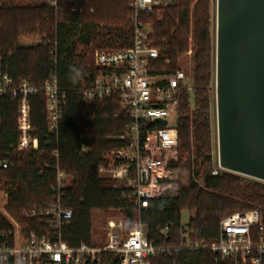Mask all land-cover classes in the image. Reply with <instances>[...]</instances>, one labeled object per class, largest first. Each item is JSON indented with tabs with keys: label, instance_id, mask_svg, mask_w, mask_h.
I'll list each match as a JSON object with an SVG mask.
<instances>
[{
	"label": "trees",
	"instance_id": "1",
	"mask_svg": "<svg viewBox=\"0 0 264 264\" xmlns=\"http://www.w3.org/2000/svg\"><path fill=\"white\" fill-rule=\"evenodd\" d=\"M129 0H58V10L39 0H0V72L14 81L26 79L42 84L55 74L66 93L57 135L47 133L42 94L31 96L30 119L36 129V150L16 151V102L0 98V147L12 157L13 166L0 171V188L7 193V213L27 236L30 231L48 234L51 229L38 218L23 214L45 207L53 200L50 185L55 182V165L64 170L68 182L63 201L72 217L61 230L69 246L94 245L103 234L108 217L124 220L129 231L136 220L146 229L154 245L170 247L147 258L148 264H234L233 258L216 260L210 250H174L180 234L191 240L213 243L218 240L219 222L238 212L257 209L260 225L251 229L254 243L264 239V181L251 179L225 169L212 174L213 132L211 102L215 80V40L211 30V0H172L142 15L151 23L160 59L157 69H177V58L189 47L192 34V90H183L176 129L178 152L184 176L175 190L151 199L146 210L138 212L125 189L98 173L106 154L123 142L116 136L129 119L115 99L87 101L82 92L96 75L93 55L97 50H118L131 46L132 26ZM37 35L35 44H22L20 38ZM51 51L53 53H51ZM165 61H167L165 63ZM84 149V150H83ZM58 152V159L52 155ZM202 179L200 185L195 181ZM192 215L181 224V211ZM11 224L0 215V246L13 243ZM6 233L5 235H2ZM173 248V249H172ZM98 264H119V254L104 252ZM241 264H249V258Z\"/></svg>",
	"mask_w": 264,
	"mask_h": 264
},
{
	"label": "built area",
	"instance_id": "2",
	"mask_svg": "<svg viewBox=\"0 0 264 264\" xmlns=\"http://www.w3.org/2000/svg\"><path fill=\"white\" fill-rule=\"evenodd\" d=\"M39 1L55 9V12L58 10V0ZM171 1L129 0L131 46L95 51L93 65L97 75L92 85L82 92L83 99L87 101L115 99L130 121L116 136L123 144L106 154L105 163L99 166L98 173L114 181L115 188L125 189L138 212L146 210L151 199L175 190L184 176L179 160L176 121L180 94L183 90H192V77L181 67L175 70L157 69L155 63L160 59V53L152 37L153 29L150 22L141 18L151 13L158 4ZM37 94L44 97L47 124L44 142L47 144L48 135L58 133L66 103V93L59 88L55 74H50L42 84L36 85L26 79L16 82L7 73L0 72V98L16 102V151L36 150L39 146L28 102L31 96ZM160 120L166 123L162 124ZM52 155L58 159L57 151L54 150ZM11 158L0 147V171L13 166ZM217 165L212 174L222 169ZM55 171V182L49 187L53 200L43 208L25 212V215L37 217L41 225L51 229L50 235L33 230L23 236L17 229L19 237L16 239V228L11 225L13 231L7 234L12 235L13 243H2L0 246V264H98L104 252L118 253L119 264H148L147 258L171 249L149 241L145 225L140 220H136L133 227L126 231L124 220L111 217L101 228L103 234L97 239L98 243L69 246L61 239V230L72 217V210L62 199L69 175L58 164ZM256 225H260L257 209L238 211L220 220L216 242L208 244L191 240L188 232L183 231L180 234L181 244L174 250L207 249L216 254V260L233 258L234 264H241L249 258V264H264V239L260 237V241L254 243L251 236V229Z\"/></svg>",
	"mask_w": 264,
	"mask_h": 264
},
{
	"label": "water",
	"instance_id": "3",
	"mask_svg": "<svg viewBox=\"0 0 264 264\" xmlns=\"http://www.w3.org/2000/svg\"><path fill=\"white\" fill-rule=\"evenodd\" d=\"M215 1L217 161L264 181V0Z\"/></svg>",
	"mask_w": 264,
	"mask_h": 264
},
{
	"label": "rangeland",
	"instance_id": "4",
	"mask_svg": "<svg viewBox=\"0 0 264 264\" xmlns=\"http://www.w3.org/2000/svg\"><path fill=\"white\" fill-rule=\"evenodd\" d=\"M171 2L158 4V6H165L167 4H170ZM210 11H211V19H212L211 30H212V33L214 34V40H215V25H216V1L215 0H211ZM22 37H26V39L20 38V42L22 44H35V42L37 43L38 39H39V37L37 35H25ZM188 40H189L188 50L177 58V66L184 69L187 74H190V68L193 66V61L191 58L193 57V54H194L193 48H192V34L191 33L188 36ZM214 61H215V57H214ZM214 82H215V80H214ZM211 121H212V132H213V149H212V156H211V166H212V169H217L218 168V165H217L218 161H217L215 85H213V95H212V102H211ZM243 176H245V175H243ZM194 178L198 184H200V185L203 184L202 179L199 176L196 175ZM250 178L251 177L245 176L246 180H250ZM251 179H255V178H251ZM6 204H7V193L0 188V215H2L14 228H16L15 229V238L17 239V237H19L18 230H20V227H19V224L17 223V221L7 213L6 208H5ZM25 212H26V210L23 211V214H25ZM180 215H181V224L186 225L188 220H189V217L192 215V212L184 209L181 211ZM108 218H110V217H108ZM111 218H114L116 220L122 219V218H118V217H114V216ZM99 228H100L99 229L100 232H102V229H101L102 226H100Z\"/></svg>",
	"mask_w": 264,
	"mask_h": 264
},
{
	"label": "crops",
	"instance_id": "5",
	"mask_svg": "<svg viewBox=\"0 0 264 264\" xmlns=\"http://www.w3.org/2000/svg\"><path fill=\"white\" fill-rule=\"evenodd\" d=\"M22 39H26V37H21ZM36 43V42H35Z\"/></svg>",
	"mask_w": 264,
	"mask_h": 264
}]
</instances>
